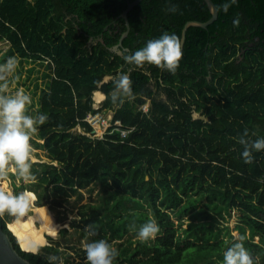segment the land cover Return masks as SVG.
I'll list each match as a JSON object with an SVG mask.
<instances>
[{"label": "trees", "instance_id": "trees-1", "mask_svg": "<svg viewBox=\"0 0 264 264\" xmlns=\"http://www.w3.org/2000/svg\"><path fill=\"white\" fill-rule=\"evenodd\" d=\"M132 1L58 0L55 6V0H35L33 5L26 0H0V40L9 43L2 63L15 57L43 67L34 118L47 117L36 126L37 136L43 140L47 158L58 165L42 163L34 172V206L57 213L70 197L80 199L81 189L97 185L98 204L76 207V218L69 226L84 237L92 226L97 234L90 241L117 243L113 264H223V253L235 242H242L264 264V150H252V162L245 163L244 146L238 142L241 137L249 142L264 139V121H254L255 114L264 112V89L258 91L254 113L247 103L248 85H238L237 92L226 88L222 106L196 101L197 109H206L211 120L202 128L201 120L191 118L192 104L181 99L185 89L180 86H195L208 67L227 71L247 37L257 36L264 49V0H212L217 18L205 28L186 29L176 72L149 64L135 66L129 76L131 93L123 94L115 89L121 58L106 47L115 44L126 29L121 13ZM209 18L203 0H140L127 12L129 39L123 43L135 52L165 33L181 39L186 22ZM105 26L111 30H104ZM100 34L102 43L91 50L84 47L87 37ZM136 34L140 38L134 39ZM249 53L237 71H244L246 80L247 67L264 66V51ZM199 59L205 68H199ZM32 71L28 69L27 78ZM198 73L202 75L197 78ZM109 74L114 78L100 84ZM151 79L158 88L161 82L170 86L164 88L168 103L153 98L149 113H143L141 95L152 94L145 88ZM96 90L106 98L97 108L91 99ZM101 109L111 110L124 128H133L126 138L113 132L94 139L75 130L79 126L90 133L83 119ZM254 123H259L258 128ZM233 210L238 212L236 239L227 227V238L217 228L224 213L230 215ZM149 220L160 231L155 239L141 242L137 233ZM0 223L22 257L33 264H59L63 253L58 244L39 247L42 253L21 251L12 231L5 228L8 221L0 216ZM129 233L136 239L120 242ZM61 264L71 263L66 257Z\"/></svg>", "mask_w": 264, "mask_h": 264}, {"label": "clouds", "instance_id": "clouds-1", "mask_svg": "<svg viewBox=\"0 0 264 264\" xmlns=\"http://www.w3.org/2000/svg\"><path fill=\"white\" fill-rule=\"evenodd\" d=\"M182 56L180 38L165 33L158 39L147 41L144 47L126 56L125 59L137 67L149 64L174 74ZM17 64L15 57H9L6 63L0 65V180L7 179L10 166L18 176L24 179L31 178L30 169L33 161L31 134L37 131L38 124H43L47 120L43 114L35 118L26 114L31 97L24 91L9 93V77L15 72ZM115 89L118 93L130 94V78L121 74L115 80ZM244 135L247 136V132ZM238 142L244 146L242 157L245 163L252 162V150H264V139L249 142L241 137ZM31 197V193L16 194L0 188V216L8 214L13 217H24L30 210ZM86 231L82 242L86 264H113L118 255L116 249L105 239L89 241L90 237L97 234L92 226H88ZM159 231L158 224L154 220H149L140 227L137 238L141 242H146L155 239ZM239 239L242 241L243 237ZM223 264H259V260L252 257L242 242H235L223 253Z\"/></svg>", "mask_w": 264, "mask_h": 264}, {"label": "rangeland", "instance_id": "rangeland-1", "mask_svg": "<svg viewBox=\"0 0 264 264\" xmlns=\"http://www.w3.org/2000/svg\"><path fill=\"white\" fill-rule=\"evenodd\" d=\"M9 48V43L4 40H0V65L6 63L8 58L2 63L1 59L2 56L6 54ZM18 61L16 70L12 75L9 77V93L14 94L16 91H24L25 94L31 97V104H29L26 108V114L34 117V113L38 107V97H39V90L43 86V81L41 78V73L43 72V67L38 66L37 62L33 61H26L23 60L22 63ZM33 68L32 73L30 74L29 78H27L28 69ZM34 76H36L37 80H34ZM34 82H37L38 88H34ZM94 97V96H93ZM93 101V100H92ZM92 104H94L92 102ZM145 104V103H144ZM97 106V104H94ZM104 114L111 112V110L102 109ZM77 131L82 132L79 126L76 127ZM38 128L37 131L31 134L30 144L32 147V157L33 161L31 165V178L24 179L16 174L13 168L9 169V174L7 179L0 180V188H3L5 191H12L16 194L21 192L29 191L32 193L34 192V187L36 185V180L33 179L34 172L40 168V164L47 163L52 164L53 166H57L56 161H51L47 158V152L43 148V140L39 139L38 136ZM5 182V183H4ZM99 187L97 185H89L80 190V199L78 195H74L69 198L68 202L65 204L63 208H60L57 213L55 212H47L45 207H35L32 201L30 210L28 213L20 218V217H13L8 214H4L2 219L4 221L10 222L14 218H18L20 223L29 228L33 225L38 227L39 225L43 228L42 235L46 240V244L41 245L40 247L44 246H55L58 244V250L63 253L62 259H59V264L62 263L64 258H68L69 263L71 264H84L86 263V255L82 253L83 247L82 242L84 241L85 237L82 236L79 230L73 229L69 226V221L73 218H76V207L81 204H89L90 206H96L99 201ZM40 208H43L40 210ZM58 215V216H57ZM238 212L236 210L231 211L230 215L224 213V218L219 219L217 228L221 230V236L227 238L226 235V227L229 229L230 235L236 239L238 238V233L235 230L234 226L237 221ZM60 217L62 219H59ZM172 219L175 223H177V218L172 214ZM184 224L186 223V217L183 218ZM6 225V224H5ZM8 227V223L6 225ZM9 228V227H8ZM65 228L66 232L62 230ZM10 229V228H9ZM132 238L133 240L136 239L132 233L124 236L121 240H125L126 238ZM257 239L255 238V241ZM90 241V239H89ZM110 245L116 249L117 243L111 242ZM67 246L73 247V249H67ZM38 253H42V250L38 249ZM36 252V253H37Z\"/></svg>", "mask_w": 264, "mask_h": 264}, {"label": "flooded vegetation", "instance_id": "flooded-vegetation-1", "mask_svg": "<svg viewBox=\"0 0 264 264\" xmlns=\"http://www.w3.org/2000/svg\"><path fill=\"white\" fill-rule=\"evenodd\" d=\"M26 1L31 5L35 3V0H26ZM54 3H56L55 6H58V0H55ZM52 14L53 13L51 12V15ZM66 19L70 20L71 16H67ZM126 21H127V17H126ZM126 21L124 19L125 26H126L125 23ZM72 22L75 24V27L78 28L75 21ZM110 25L112 24L110 23ZM108 26H105L103 29L104 30L107 28L110 29L111 27L109 28ZM116 27L117 26L114 25V28ZM113 31L116 32L115 30ZM128 31H129V25L128 27L126 26L125 30L121 31L120 37L118 38L115 44L106 47V50L109 53H111L112 56L117 55L121 58L122 62L119 64V67L116 69L115 72L117 77H119L120 74H124L129 77L132 70L135 69V65L128 63L125 59L126 56H129L134 53V50H132L130 46L127 45V43L126 44L123 43L124 40L125 42H127V39H129ZM124 33H126V35L123 36ZM137 38H140V34H136L134 39ZM99 42L101 43L103 42V36L101 34L97 36H89L84 40V47L87 48L88 50H91L93 49V47L97 46ZM262 44L263 43L259 41V38L257 36L253 38L247 37L246 39L243 40L242 45L239 46L240 48L237 54L234 57H232L231 61L233 62L232 64L233 66L231 68L230 67L227 68L228 69L227 71H224L220 68L214 69L208 67L206 70L207 72L203 75V79L201 81L196 80L199 83H197L195 86L192 87L188 83H184L180 85L185 89L181 99L184 100L185 102L192 104L191 118L201 120L203 123L202 128H206V125L208 123H211V120L209 116L206 114V109H204L203 107L197 109L196 101H198L199 104H204L205 106H210L212 103H216L222 106L226 101L224 98L225 91H227L226 88H229L231 90L233 89L235 92H237L239 90V89L237 90L238 85H242V86L248 85L249 86L248 92L250 93V97L247 103L252 106V112L254 113L255 106L258 103L257 98L260 96L258 95V91L264 89V66L253 65L247 67V70L245 71V72H249V74H247L248 76L247 80L244 78V71L239 70L238 74L237 71L239 68L242 67L243 63H246L245 58L247 56V52L250 51L249 53L250 55L264 51V49H262L263 47ZM204 50L206 51V47L204 48ZM196 63L199 65V68H205L206 63L205 62L201 63L200 59L196 60ZM197 75L198 78L199 76L201 77L202 74L198 73ZM108 76L111 77L108 78L106 81H103L104 78L103 77L100 84L107 83L114 78V76L111 74H109ZM174 84H178V83L174 82ZM166 87H170V86H166L162 82L159 88L156 87L155 81L152 79L146 82L145 88L147 90L152 91V94L150 96L146 94L141 95V97L145 99V104L147 105V113H149L150 111L153 98H155L158 101L164 102L166 104L168 103L167 93L164 90V88ZM171 90L177 91V89L174 87H171ZM96 91L101 92L100 90H96ZM255 91H257L256 96H254ZM191 93L193 94L194 97L191 96ZM132 97L133 96H128V98H132ZM104 99H105V95H104ZM255 117L256 119H254V121H258V122L264 121V112L259 111L258 114H255ZM172 118H173L172 114H169L168 119H172ZM258 126L259 123L253 124L254 128H258ZM251 133L253 134L255 133V131L252 130Z\"/></svg>", "mask_w": 264, "mask_h": 264}, {"label": "water", "instance_id": "water-1", "mask_svg": "<svg viewBox=\"0 0 264 264\" xmlns=\"http://www.w3.org/2000/svg\"><path fill=\"white\" fill-rule=\"evenodd\" d=\"M139 1L140 0H134V1L130 2L127 5L126 9L121 13V16L125 19V21H126V17H127V12L134 5H136ZM203 1L209 10L210 18L205 22H198V21L186 22L182 28V31H181V39H180L181 47L183 46L184 39H185V32H186V29L188 27L197 26V27L205 28L207 25H209L211 22H213L217 18V9H216L214 3L212 2V0H203ZM125 23H126V26L128 27L127 21ZM126 33H124L123 36L126 35ZM110 77L111 76H108V75L104 76L103 81H106ZM0 264H33L30 261H28L27 259H25L24 257H22L16 251L13 243L11 242V240L8 236V234L4 231V229L2 227V223H0Z\"/></svg>", "mask_w": 264, "mask_h": 264}, {"label": "built area", "instance_id": "built-area-1", "mask_svg": "<svg viewBox=\"0 0 264 264\" xmlns=\"http://www.w3.org/2000/svg\"><path fill=\"white\" fill-rule=\"evenodd\" d=\"M94 107L97 108V106ZM140 109L143 113H147L146 104L141 105ZM83 121L87 122V124L91 127V132L90 133L80 132V133L85 134L94 139L95 138L101 139L103 138V136H105V134H110L113 132H117L120 138H126L129 132L133 129V128H124L120 120L113 118L112 112L104 114L103 111L101 110L87 113Z\"/></svg>", "mask_w": 264, "mask_h": 264}, {"label": "bare ground", "instance_id": "bare-ground-1", "mask_svg": "<svg viewBox=\"0 0 264 264\" xmlns=\"http://www.w3.org/2000/svg\"><path fill=\"white\" fill-rule=\"evenodd\" d=\"M93 94H92V100L94 104H100L104 100L103 98V100L101 101L100 96L97 93H95L94 95ZM25 192L32 194L31 197V203H32V201L36 197L35 194L29 191H25ZM42 209L43 208H40V210ZM8 227L12 231L13 235L16 237L20 249L23 251L36 253L41 245L46 244V240L42 235L43 228L40 225L38 227L31 225L29 229L23 226L18 218H14L10 222H8Z\"/></svg>", "mask_w": 264, "mask_h": 264}, {"label": "crops", "instance_id": "crops-1", "mask_svg": "<svg viewBox=\"0 0 264 264\" xmlns=\"http://www.w3.org/2000/svg\"><path fill=\"white\" fill-rule=\"evenodd\" d=\"M95 93H97V94L100 96V99H101V101H102L103 98H102V96L100 95V93H99L98 91H95L94 94H95ZM94 94H93V95H94ZM105 99H106V98H105ZM105 99H104V100H105ZM104 100H103V101H104ZM103 101H102L100 104H97V107H99V106L103 103ZM92 102H93V101H92ZM139 109H140V107H139ZM101 110H102V109H101Z\"/></svg>", "mask_w": 264, "mask_h": 264}]
</instances>
